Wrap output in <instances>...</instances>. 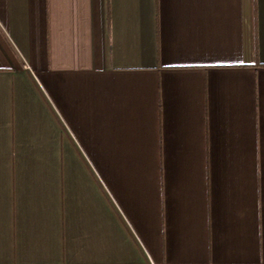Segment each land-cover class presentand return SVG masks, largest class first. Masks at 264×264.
<instances>
[{
    "label": "crops",
    "instance_id": "crops-1",
    "mask_svg": "<svg viewBox=\"0 0 264 264\" xmlns=\"http://www.w3.org/2000/svg\"><path fill=\"white\" fill-rule=\"evenodd\" d=\"M0 264H264V0H0Z\"/></svg>",
    "mask_w": 264,
    "mask_h": 264
}]
</instances>
